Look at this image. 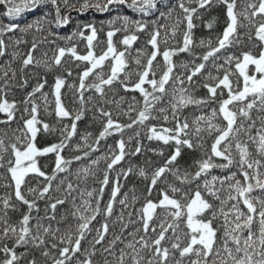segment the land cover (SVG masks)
<instances>
[{"label":"snow or ice","instance_id":"snow-or-ice-1","mask_svg":"<svg viewBox=\"0 0 264 264\" xmlns=\"http://www.w3.org/2000/svg\"><path fill=\"white\" fill-rule=\"evenodd\" d=\"M90 10L116 15L60 36ZM5 57L0 264H264V0H0ZM141 129L163 163L125 166Z\"/></svg>","mask_w":264,"mask_h":264},{"label":"trees","instance_id":"trees-1","mask_svg":"<svg viewBox=\"0 0 264 264\" xmlns=\"http://www.w3.org/2000/svg\"><path fill=\"white\" fill-rule=\"evenodd\" d=\"M120 11L123 13V14H126L130 17H132L133 19H139L140 17L137 15V14H134L131 12V10L129 9H120ZM178 11V9H177ZM40 13L39 12H33V13H28L26 15H24L22 18H18L15 22H17L18 24H20L21 27H23L26 23L32 21L36 16H38ZM116 15V11H113L112 13H104V14H99V13H96L94 11H88L86 13H84L83 15H78L77 13L73 12L72 13V22L66 26L65 28L63 29H60L59 30V33H60V36H66L68 34H70L74 29H76L77 27V24H84V23H92L94 24L98 29H101L102 27V22H106L107 20L111 19L113 16ZM213 17H215L217 19V23L214 25V30H209L207 28H205L203 26V24H201L200 21H197L196 23L198 24V27L195 29V36L197 38V40L199 39H207L209 37V32L212 31L213 35H215V33L217 32H221L222 31V28L224 26V17L222 15V12L219 8H213L210 10L209 13L205 14L202 19L204 21H208V20H211ZM3 23H8L9 21L7 20V18H4ZM161 23H165V21H160ZM107 26L106 24L103 25V31L100 32V38L101 39H104V32L107 31ZM9 35H20V33H15V34H9ZM28 40H31L32 38V34H28L27 37H26ZM147 39V34L146 33H142L140 34V40L137 42V44L134 46L136 48H139L141 47L145 41ZM74 43H78V50L83 52L85 50V45H84V42H77V41H73ZM57 44H59L60 46H64V41L62 39H58L56 41ZM21 50H24V46L21 45ZM50 47H54V46H49V45H43L42 46V50H49ZM246 50V49H245ZM9 51H11V49H9ZM197 52H201L203 51V49H196ZM229 52H236L237 54H239L238 50L235 49V48H232V49H229L228 50ZM52 55V52L49 50V56ZM8 57H5L3 59H0V63H3L4 60H7ZM177 60V62L179 61H182V60H187L188 57L186 54H181L180 56L176 57L175 58ZM219 62H222V59L221 61ZM16 65L14 64L13 67H15ZM69 67H71V65H67ZM81 69L80 68H73V72H74V75L76 72H79ZM63 69H55L53 73H49L47 78L49 80V83L52 82L53 80V75L54 73H57V72H62ZM71 79L72 78H69V81L71 82ZM34 82V81H33ZM45 91H47V88L45 89ZM121 95H125V93H123V91H121L120 93ZM197 96H204L206 95V90L204 89H199L196 93H195ZM22 93L20 92H17V98H22ZM128 96H131L132 93H128L127 94ZM10 99L12 97H9ZM69 100H70V97H69ZM193 109L192 108H189L186 110V113H189V112H192ZM205 111H207V109H205ZM196 114H199L198 112ZM121 119H124L123 117ZM85 123H87L86 121L81 123L80 127L81 129L84 128V125ZM150 123H157L156 121H150ZM96 128L95 126H93L92 128H89V131H95ZM141 132V135H140V139L143 143V145L145 146V150L143 152L142 155H137L136 157H129L126 159L125 161V166L127 164V162L130 160L132 163L136 164V165H139V166H145V161L146 160H150L152 163L154 164H161L163 163V160H164V157H160V156H157V155H154L152 152L148 151V149L150 148H162L164 149V152H165V157L170 154L171 152V148L167 147V146H164L156 141H149L146 139V129H141L140 130ZM133 134V130H126L125 134H124V138L127 140L128 136L129 135H132ZM118 137H110L106 142H102V143H106V144H114V141L117 139ZM132 146L134 147L135 146V140H133L132 142ZM101 151H104V149L102 148ZM187 151V150H186ZM96 155H100V153H97ZM194 155H199V153H195ZM181 164L184 163V160L182 159L180 161ZM104 164L103 162H101V167H103ZM134 184H137L139 185L140 184V181L137 177L135 176H132L128 179L126 185H125V191L128 190V188L132 187V185ZM3 190L0 189V194H2ZM105 199H107V196H105ZM43 202H40V207L41 209L43 208ZM63 207H67V205L63 206ZM63 207L58 209V217H59V214L63 211ZM20 251H23V249H20Z\"/></svg>","mask_w":264,"mask_h":264}]
</instances>
